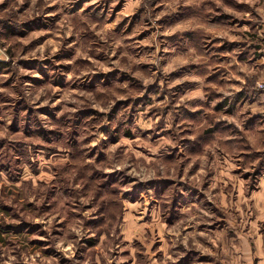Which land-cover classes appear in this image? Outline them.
<instances>
[{
    "label": "rangeland",
    "instance_id": "rangeland-1",
    "mask_svg": "<svg viewBox=\"0 0 264 264\" xmlns=\"http://www.w3.org/2000/svg\"><path fill=\"white\" fill-rule=\"evenodd\" d=\"M209 6L212 11H205ZM245 12H251L255 19L243 18L240 14ZM259 19L251 5L238 0H221L219 6L209 5L208 0L201 4L187 0H141L139 6L136 0H71L68 4L44 6L43 0H38L35 9L31 0H25L22 5L19 0H2L0 89L5 91L0 92V131H5L6 135L0 138V172L4 174L0 180L6 178L8 185L0 189V264L8 259L5 250H11V255L17 257L13 264H25L19 254L21 250L26 255L39 253L35 264H83L85 259L94 256L104 231L105 208L98 206L97 201L104 194L120 196L121 189H126L122 198L130 203L147 201V215L142 216L139 224H151V213L159 207L163 222L173 227L184 218L181 208L196 206L211 212L218 219L217 224L222 225V219H227L228 214L205 195L215 173H209L203 191L186 183L184 157L185 153L200 155L206 143L220 136L239 133L226 117L241 121L244 132L257 135L258 143L264 147L261 145L263 137L254 129L256 118L251 110L255 94H264V91L255 87V77L248 79L244 86L236 79L238 76L246 78L244 68L264 70V65L259 63L264 60V35H260L264 25L258 23ZM91 25H95L97 31L104 25L114 27L102 40L91 30ZM69 27L71 35H68ZM169 31L171 35L164 34ZM78 52L85 56L77 58ZM5 56L7 59L3 58ZM144 78L151 82L145 85ZM236 87L240 90L236 91ZM41 90L44 93L40 99L35 104L30 103ZM26 91L31 92L32 97L25 96ZM198 92H203V99L195 95ZM68 93L81 103L64 101ZM120 95L125 99H116ZM89 97L96 102L103 101L104 105L109 100L115 102L107 112H100L91 107L93 100ZM184 97L192 98L181 103ZM65 106L75 111L58 115ZM139 121L155 123L151 129L141 130ZM12 135L25 139L10 142L7 136ZM193 135L196 138L190 139ZM81 136L85 137L82 142ZM122 139L152 143L172 139L177 147L162 153L161 163L174 165L178 160L184 161L180 164L178 178L138 181L123 171L105 173L95 167L107 163V149ZM25 140L36 142L31 145L37 157L35 162L27 159ZM94 140L99 143L82 150V143L90 144ZM138 150L150 155L147 149ZM120 153L118 150L117 155ZM263 155L264 152L249 153L246 149L242 160L249 162L259 158L260 163L247 173H242L240 168L233 175L243 181L255 180L264 170ZM64 156L83 164L77 180L83 179V170L95 169L85 185V194L91 184L96 186L95 198L89 204L80 206L75 190L61 187L59 194L67 198V202L61 214H56V187L46 189L39 205L26 201L15 190L14 186L23 176L18 165L27 163L31 174L37 178L36 183L43 188L46 181L39 178L40 166L43 164L45 172L56 173L57 165L52 163L49 169L47 162ZM84 161L92 163L84 164ZM73 166L68 165L64 170ZM196 171L194 167L188 175L194 176ZM24 183L30 185L31 181ZM52 183H56L55 179ZM255 187V183L246 184L245 194H251ZM9 199L12 203L6 202ZM94 208L96 210L92 211ZM89 211L92 215L85 217L83 212ZM50 214H55L59 221H54L51 233L45 230V225L26 219L32 216L39 220ZM74 222H82L83 229L90 235L75 244V255L69 259L55 248L49 237L64 239L67 234V240L73 241L75 235L69 225ZM203 226L189 227L186 232L205 231ZM150 231L147 229L146 234ZM17 244H21V249H17ZM114 244L125 247L120 241ZM134 246L138 249L136 264H141L145 249L138 241ZM191 246L189 242V248L178 245L172 250L175 264L182 254L189 258L190 252L195 250ZM160 247L159 240L152 244V252L158 260L163 255L158 251ZM113 254L132 256L128 250ZM127 264H133L131 258Z\"/></svg>",
    "mask_w": 264,
    "mask_h": 264
},
{
    "label": "clouds",
    "instance_id": "clouds-1",
    "mask_svg": "<svg viewBox=\"0 0 264 264\" xmlns=\"http://www.w3.org/2000/svg\"><path fill=\"white\" fill-rule=\"evenodd\" d=\"M0 2H2V0H0ZM24 2L25 0H19V4L21 5L24 4ZM43 2L44 6H49L50 4H68L71 0H43ZM93 2H95V0H93ZM187 2L201 4L205 3L206 0H187ZM238 2L251 5L252 9L260 18L258 23L264 25V0H238ZM140 3L141 0H136L137 6H139ZM208 3L209 5L215 3L219 6L221 0H208ZM31 4L33 9H35L38 0H31ZM205 11L211 12L212 9L209 6ZM240 15L245 19H255L251 12H245ZM21 19H23V17ZM90 27L91 30L103 40L107 37L109 30L113 28L114 25H104L99 31L96 30L95 25H91ZM71 34V28L69 27L68 35ZM164 34L171 35L172 32L169 31ZM260 35H264V31H261ZM232 38L235 39V37ZM27 42L28 41H24L23 43ZM116 46H119V42H117ZM40 51L42 52L43 49H40ZM32 55L34 56L35 53ZM84 56L85 54L83 52L77 53V58ZM3 58L7 59L6 56ZM85 58L90 59V57ZM259 63L264 65V60L259 61ZM100 67L104 68L103 65H100ZM104 70L107 71L108 69L104 68ZM165 71H168V69ZM242 71L245 72L247 79L245 77H236V79L241 81V86L246 85L248 79L255 77V87L264 89V70L258 68H244ZM21 72L23 74V70H21ZM137 75L140 74L137 73ZM69 79H72V77L69 76ZM150 82L149 79H143L145 85ZM219 90L225 91V89ZM235 90L239 91L240 89L236 87ZM3 91L5 90L0 89V92ZM43 93L44 90H41L35 95V98L30 99L29 102L35 104ZM226 94L230 93L226 92ZM195 95L199 96L201 99L204 98L203 92H198ZM25 96L32 97V93L26 91ZM191 98L192 97H184L181 99V103ZM89 99L93 100L91 107L96 108L100 112H107L115 102L114 100H109L107 104L104 105L103 101L96 102L92 97H89ZM116 99L123 100L125 96H116ZM63 100H72L74 103H81V101L73 100L72 93L64 95ZM45 103H47V101H45ZM56 103H61V101H57ZM260 104H264V97H261ZM251 110L253 112L264 113V106L252 105ZM74 111L75 109H69L65 106L63 111L58 113V115H64L65 113ZM245 111H247V108ZM225 119L235 124L240 132L232 133L227 136H220L214 142L206 143L200 155L188 156L187 153H185L184 160L187 161V164L184 168L183 179L186 183H191L196 187H200L203 191L205 179L209 177V173H215L210 181V187L205 191V195L208 201L228 214L227 227L214 235L201 231L186 232V229L189 227L197 229L201 225H207L216 219L211 212L196 208V206L181 208L180 211L184 218L173 227H169L163 222L159 207L154 209L151 213V224H139L142 216L147 215V201L142 204L130 203L122 198L123 192L126 191V189H121L120 196L113 197L104 194L101 195L97 201L98 206H103L105 208L104 231L100 237V244L95 249L94 256L85 259L83 264H127L129 258L132 259L133 264H136L135 253L138 249L134 246V242L137 241L145 249L143 253L145 259L141 264H175V253H173L172 250L178 245L189 248L190 241L198 251L213 256L215 264H253L254 260H258V264H264V235L261 234V227L264 226V170L255 177V180L249 181L240 180L239 177L233 175V172L237 169L242 168V173H247L259 165V158L249 162H244L242 160V155L245 154L246 149L249 153L264 152V147H261L258 143L259 137L257 135L244 132L243 128H241V121L230 117H226ZM138 123L141 130H147L153 127L155 121L148 123L139 121ZM5 135V131H0V138L5 137ZM195 138V135L190 137V139ZM7 139L10 142H14L25 138L12 135L7 136ZM84 139V136L80 137L81 142ZM226 141H231L232 143H225ZM25 142L28 145L27 152L29 153L27 159L35 162L37 157L33 154L31 145L36 142L31 140H25ZM98 143L99 140H94L90 144L82 143L81 148L82 150L90 149ZM176 147L177 144L172 139H162L155 143L144 140L131 142L127 139H122L119 144L109 146L107 149V163L103 166L95 167L105 173L123 171L126 176L136 178L138 181L165 178L176 179L178 178L180 164L184 161L178 160L174 165H164L161 163L162 153H167L170 148ZM141 148L147 149L150 155H145L144 152L138 150ZM118 150H121L119 156L117 155ZM39 159L43 160V157L40 156ZM47 163L49 169L51 168V164L55 163L59 171L56 173H51V171L45 172L43 164L40 166L41 176L39 178L46 181L43 188L36 183L37 178L31 174L27 163H22L17 166L22 168L23 176L21 182L14 187L26 201L39 205L41 199L45 195L46 189L56 187L58 190V195L54 198V201L58 204L56 214H61V210L67 202V198H63L59 194V189L61 187L73 188L77 193L80 206L89 204L95 198V184H91L85 194V185L89 183L88 178L95 169L83 170V179L77 180V176L83 169V164L71 161L67 156ZM83 163L91 164L92 162L84 161ZM68 165L74 166L65 171L64 169ZM194 167L197 168L196 174L194 176H189L188 173ZM3 176L4 174L0 172V177ZM54 179L56 181L55 184L52 183ZM25 181H31V184H25ZM62 181H67V183L63 184ZM250 183H255L258 191L245 194L246 184ZM5 185H8L6 178L0 180V189ZM6 202L12 203V200L9 199ZM95 210L94 208L92 211ZM133 213H138V215L134 216ZM83 215L89 217L92 215V212H83ZM253 217H255V220L252 219ZM26 219L32 220L34 223L45 225V230L49 233H51V229L54 226V221L59 223V221H56L55 214H50L39 220H36L32 216H27ZM237 220L239 222H237ZM13 223H16V221H13ZM69 228L71 233L75 235L73 241L67 240V234L64 239H57L55 237L49 238L53 240L54 246L58 251L64 253L69 259H72L75 255V244L79 243L80 239L90 235V232L83 229L82 222H74V225L70 224ZM147 229H151V231L146 234ZM229 233H234V235L230 236ZM197 237H204L210 242L212 247H205L197 241ZM39 239L43 240L46 238L39 237ZM157 240L161 242V247L158 251L163 254L162 258L159 260L155 258L156 253L152 252V244ZM114 241H120L121 244H125V247L122 248L120 244H114ZM253 244L255 245V252H253ZM17 249H21V244H17ZM125 250L130 251L132 256L125 257L123 255L113 254L114 251L116 253H122ZM5 252L8 255V259L4 261V264H13L17 257L11 255V250H5ZM19 254L25 261V264H28L29 261L35 264V260L39 256V253H36L34 256L30 254L26 255L22 250ZM76 264H80V262H76Z\"/></svg>",
    "mask_w": 264,
    "mask_h": 264
},
{
    "label": "crops",
    "instance_id": "crops-1",
    "mask_svg": "<svg viewBox=\"0 0 264 264\" xmlns=\"http://www.w3.org/2000/svg\"><path fill=\"white\" fill-rule=\"evenodd\" d=\"M261 97H264V94L262 93L255 94L254 99H253V104L258 105V106H264V104H260ZM254 114L256 118L254 121V129L255 131L257 130V133L260 134L261 138L263 137L261 141L262 142L261 145H264V133H263L264 132V113L254 112ZM253 191H258V189L255 187L252 189V192ZM252 219L255 220V217H253ZM227 221H228V218L227 219L223 218L221 222L222 225L219 226L220 223L217 224L218 219H215L211 223L203 226L205 231H202V230L200 231L207 232L209 234L214 235L217 232L223 231L227 227ZM237 222L239 221L237 220ZM261 234L264 235V226L261 227ZM229 235L233 236L234 233H229ZM196 239L199 243L203 244L205 247H209V248L212 247L210 242L206 240L204 237H197ZM190 243L192 242L190 241ZM192 247L194 248V246H191V248ZM255 250H256L255 245L253 244V252H255ZM189 255H190L189 258H187L186 256L182 254L178 258L176 264H186L187 261H189L188 262L189 264H215L213 256L206 255L202 253L201 251H198L196 248L195 250H192ZM253 264H258V260H254Z\"/></svg>",
    "mask_w": 264,
    "mask_h": 264
},
{
    "label": "built area",
    "instance_id": "built-area-1",
    "mask_svg": "<svg viewBox=\"0 0 264 264\" xmlns=\"http://www.w3.org/2000/svg\"><path fill=\"white\" fill-rule=\"evenodd\" d=\"M259 90H261V91H264V89H260V88H258Z\"/></svg>",
    "mask_w": 264,
    "mask_h": 264
}]
</instances>
